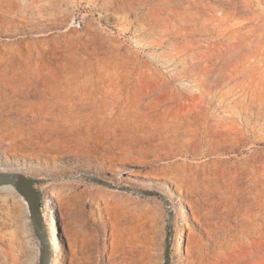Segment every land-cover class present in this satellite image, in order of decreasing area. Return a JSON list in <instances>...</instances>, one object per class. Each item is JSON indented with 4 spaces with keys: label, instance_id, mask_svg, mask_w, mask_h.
<instances>
[{
    "label": "rangeland",
    "instance_id": "obj_1",
    "mask_svg": "<svg viewBox=\"0 0 264 264\" xmlns=\"http://www.w3.org/2000/svg\"><path fill=\"white\" fill-rule=\"evenodd\" d=\"M0 10L26 24L25 38L48 40L39 68L63 84L0 92V165L31 182L47 228L54 210L51 244L66 248L67 231L58 264H187L185 223L207 248L193 264H264V237L240 236L244 219H264V171L231 168L216 184L212 167L202 174L210 160L237 163L247 152L236 144L264 155V0H0ZM190 166L206 186L181 176ZM18 194L0 192L16 215L0 221V264H39ZM190 207L205 226L189 222ZM218 239L229 243L220 252Z\"/></svg>",
    "mask_w": 264,
    "mask_h": 264
},
{
    "label": "bare ground",
    "instance_id": "obj_2",
    "mask_svg": "<svg viewBox=\"0 0 264 264\" xmlns=\"http://www.w3.org/2000/svg\"><path fill=\"white\" fill-rule=\"evenodd\" d=\"M10 14H11L10 11H9V13H6L5 11L0 10V92H1V90H7V89L12 91V92H18V91L23 90L25 88L29 89L32 86L36 90L39 89L40 92H48V91L53 92V91H57L60 88H63V84L61 82L59 83L60 80L57 78H54V81L49 82V79L51 78L50 77L47 81L45 78L49 77V75H46V77H45V75L43 74V71L39 68V66H42V62H40V61H42L41 60L42 52H44L42 49L47 45L48 40L46 41L45 37L40 38V37H43V36H40V34H38L35 38H31V39L25 38L26 33H25V30H23V27L26 24L22 25V24H15V23L11 22L9 20L10 18L9 19L7 18L8 15H9V17L13 16ZM17 16H19V18ZM15 17H17L18 19H20V18L24 19L23 21L26 22L25 15L21 14V16L16 15ZM28 32H29V29H28ZM39 63H41V64L39 65ZM42 68H43V66H42ZM209 72H211V71H209ZM250 72L254 73L256 71L250 70ZM71 77L69 79H72ZM34 78H36V79L42 78V86L35 84L33 81ZM51 80L52 79H50V81ZM67 80H68V78H67ZM75 80H76V78H75ZM70 83H66V84L70 85ZM219 83H217V84H219ZM64 86H65V84H64ZM74 87H72V88H74ZM78 89H77V91H78ZM74 90H76V89H74ZM59 91H61V89ZM58 97H60V95ZM58 97H56L55 100H53L49 103L52 106H57L61 102L60 98H58ZM82 105H83V103H82ZM88 105H90V104H88ZM72 107H73V105H72ZM66 108H69V107H66ZM57 111L62 112L63 110H57ZM63 115H61V116H63ZM69 115L71 116V113ZM234 140H236V139H234ZM227 143L225 141L222 143V145L227 144ZM229 144H230V147L232 148L231 152H234L236 149L237 152L245 151V152H247V154L241 156L240 159L237 160V163H235L234 161L229 162V164L227 166L222 161H218V160L207 161L203 165L204 166V168L202 170L203 175H205L206 169H209L210 167H212L214 169V173H216V177L214 178V183L216 184L218 178L224 177L226 171H230L231 168H233V172L235 174L250 172V173L256 175L260 172V170L264 171V155L260 156L259 152L257 153L256 151H253V149L256 146H258V145H256V142L249 141L243 145L240 144L241 146H238L239 144H236V145L234 144L235 145L234 147H237L235 149L233 148L232 143H229ZM218 154L221 155V153H218ZM236 155L237 154H235V156ZM256 159H259L261 161L260 166L255 165ZM0 173H4V174H6L9 177L14 179L16 176L21 175V170H20V168L10 166L9 164L8 165H0ZM180 173H182L181 174L182 177L190 178V180H191L190 182H192V186L198 187L197 184H203L204 186H206V184L202 181L203 179L200 178L198 166H194V167L190 166L188 168L184 167V169ZM206 177L208 178L209 182H211V179L209 178V176L207 175ZM182 179H184V178H182ZM5 191L11 192V193H18L16 187L13 184L0 183V192H5ZM256 191L258 193H261L260 200H262V202L264 203V186H261V189H256ZM18 195L20 197L19 200L21 201V203L23 204V206L26 209L27 217H29V212H28L26 201L24 200V198L20 194H18ZM183 202L189 206V202L187 200H183ZM14 203H16V202L14 201ZM7 205L8 204L6 203V201L0 198V206H7ZM9 211L10 210L8 208H6V210L3 208H0V221L5 222L6 219H16L15 212H13L10 215ZM196 212H197L196 210H194L193 208L190 207V214H191L192 219H190L189 222L192 225L201 228V226L203 227V225L204 226L206 225V219H201V217ZM48 213H50V214L52 213V216L49 218L50 225L47 228L45 226V224H43L42 233L45 237V240H46L50 250H51V248L52 249L53 248L58 249L55 257L52 256L53 262H50L51 261L50 260V261H48V264H58L59 260L64 261L67 259V254H65V251H67L66 249L69 250L71 248L72 243H71V240H70V237H69L67 231L65 230L64 238L66 239V248H65V245L63 244V241L60 239L59 236H57V238L54 237V241L51 244V242L47 236V231H48V233H50L52 235H59V232L57 229L58 223L56 221L55 215H53L54 210L52 208H49ZM17 215H19V214H17ZM244 220L245 221H243V225L241 226L240 236L248 237L251 234H253V236L258 234L261 237H264V219H244ZM185 227L187 229L186 236H185V243H184V245H180V247L182 246L181 248L183 250V253H182L183 256L182 257L185 258L184 261L187 264H193L195 259L205 258V253H207L205 250L207 248L205 247L206 248L205 249L203 247V244L201 243V239L198 238L197 235H196L197 238L195 237V234H194L191 226H189L187 223H185ZM204 231L208 235H215L218 233L217 230L209 229V228H205ZM110 235H111L110 243H112L113 238L115 237V231H114L112 223H110ZM179 243H181V237L179 238ZM215 245L217 246V250L220 252L222 249L227 248L229 246V243L226 242V244H224L221 240L218 239V240H216Z\"/></svg>",
    "mask_w": 264,
    "mask_h": 264
},
{
    "label": "water",
    "instance_id": "obj_3",
    "mask_svg": "<svg viewBox=\"0 0 264 264\" xmlns=\"http://www.w3.org/2000/svg\"><path fill=\"white\" fill-rule=\"evenodd\" d=\"M0 183L13 184L26 201L33 233L39 242V264H48L51 254L50 248L42 233L43 218L40 210L41 200L39 193L33 188L31 182L24 175H18L13 179L4 173H0Z\"/></svg>",
    "mask_w": 264,
    "mask_h": 264
}]
</instances>
